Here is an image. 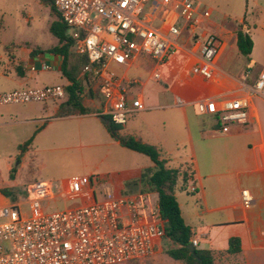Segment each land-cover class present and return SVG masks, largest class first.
<instances>
[{"label":"crops","instance_id":"obj_1","mask_svg":"<svg viewBox=\"0 0 264 264\" xmlns=\"http://www.w3.org/2000/svg\"><path fill=\"white\" fill-rule=\"evenodd\" d=\"M194 1L198 11L206 10L210 16L193 29L175 12H170L168 19L162 22L163 13L159 9L153 11L151 5L145 3L143 13L153 25L165 31L168 23L174 22L181 32L175 39L169 37L170 48H174L175 53L167 55L160 63L140 55L126 65L113 64L112 68L124 82L140 81V84L128 87V97L139 99L142 104L141 108L128 114L126 124L119 127L118 132L154 146L165 167L189 168L185 187L178 183L174 195L185 224L191 228V240L197 241L194 247L210 250L213 264H264V100L246 93V85L251 84L264 67V0H237L228 6L225 13H218L214 4L207 6L202 0ZM239 29L248 33L252 40L248 56L238 51L236 33ZM208 35H215L220 45L214 59L213 77L204 79L192 73L191 68L201 62V46ZM54 38L48 46H25L20 59H11V90L68 85L69 81L61 72L62 56L50 51L58 42ZM71 53V57H81L72 47ZM44 64L49 68H43ZM131 68H148L149 75L145 80L128 76ZM154 72L160 74L158 79L152 77ZM79 74L81 76V69ZM80 82L83 88L81 103L89 109L87 113L65 114V99L0 106V117L14 115L15 122L31 124L35 135L52 122L74 119L81 123L88 118L93 126L92 133L96 135L91 140L98 146H105L108 152L95 166L98 168L101 162L104 163L103 171L97 174L114 184L117 195L144 193L146 206L158 207L157 194L142 183L144 170L153 168L154 163L148 156L122 146L112 137L100 120V117L109 119L107 115H99L102 107L100 96L86 90L82 76ZM227 97L248 99V122L232 125L228 132L222 133L218 130L215 116L199 113L196 103ZM177 98H181L183 103L178 104ZM36 122L41 123L37 125ZM56 126L60 128L53 139L63 141L64 130L62 126ZM108 155L109 162L106 160ZM17 174L16 169V177ZM68 177L59 181L63 182ZM12 182L10 179L6 182L0 180V189L2 184L10 187ZM191 185L195 186L193 192L189 190ZM243 189H247L253 198L250 207H244L241 202ZM178 190L193 195L195 203L180 202L176 195ZM81 195L85 197L84 202L92 199L90 193ZM66 199L56 197L50 204L52 207H57L53 204L59 202L65 205ZM10 202L14 201L0 191V206ZM231 237L239 239L240 250L237 253L227 252ZM157 256L155 254L149 264H154ZM170 264L183 262L173 259Z\"/></svg>","mask_w":264,"mask_h":264},{"label":"built area","instance_id":"obj_2","mask_svg":"<svg viewBox=\"0 0 264 264\" xmlns=\"http://www.w3.org/2000/svg\"><path fill=\"white\" fill-rule=\"evenodd\" d=\"M49 1L69 30L74 52L86 58L81 76L86 90L101 98L99 115H107L118 126L142 106L139 99L128 97V87L140 81L124 82L112 65H126L140 55L160 63L175 53L169 37L175 39L181 32L174 22L165 31L153 25L143 13L145 3L163 13L162 22L175 12L191 29L210 16L206 10L198 11L194 0ZM219 45L215 35L205 38L201 62L192 66V73L213 77ZM152 77L158 79L160 74L154 72ZM246 93L264 100V67L246 85ZM66 98L61 84L25 87L0 92V106ZM196 106L199 113L215 116L222 133L248 122L247 98L199 100ZM83 193H90L91 201L52 210L43 207V202L50 207L56 197ZM240 199L244 207L253 203L247 189L241 190ZM146 203L144 193L117 195L114 184L97 173L71 175L63 182L35 181L23 188L17 201L0 206V264H120L151 256L156 240L164 236V223L158 207ZM191 244L196 246V239Z\"/></svg>","mask_w":264,"mask_h":264},{"label":"rangeland","instance_id":"obj_3","mask_svg":"<svg viewBox=\"0 0 264 264\" xmlns=\"http://www.w3.org/2000/svg\"><path fill=\"white\" fill-rule=\"evenodd\" d=\"M202 1L207 6L214 4L218 13L227 12L228 6L237 2V0ZM61 20L49 0H0V92L11 90V71H9L11 59H20L25 46L44 47L54 42L55 38L50 26L55 21ZM127 75L145 80L149 75V69L131 68ZM15 120L14 115L0 117V180L6 182L10 179L15 182H12L10 187L1 185L7 189L9 195H17L18 199V196L23 193V188L35 181H55L71 175L103 171V162L100 167L95 166L100 163V159L104 158L102 155L108 152L105 146H98L91 140L96 135L92 133L93 126L88 118L81 123H77L78 120L74 119L52 122L37 135L33 132L31 124L17 123ZM36 123L39 125L41 122ZM44 123L47 124L46 121ZM56 125L62 126L64 130L63 141L53 139L57 134V129L60 128ZM146 159L150 163L149 158ZM106 160L110 161L109 155ZM11 168L15 170L13 176L9 175ZM16 169L18 170L17 177L15 176ZM176 195L180 202L187 200L189 203H195L193 195L185 191L178 190ZM84 201V195H75L68 197L65 205L59 202L53 206L61 208ZM47 206L48 203L43 202V207L47 210L56 209ZM156 242L154 253L151 256L120 264H149L155 254L158 256L154 264H170L173 258L165 251L177 245L166 237L158 238Z\"/></svg>","mask_w":264,"mask_h":264},{"label":"trees","instance_id":"obj_4","mask_svg":"<svg viewBox=\"0 0 264 264\" xmlns=\"http://www.w3.org/2000/svg\"><path fill=\"white\" fill-rule=\"evenodd\" d=\"M60 17V16H59ZM50 30L57 38V44L50 51L62 56L61 72L69 81L65 86L66 101L65 106L67 113L84 114L89 109L81 103V92L83 91L80 82V69L86 62L84 56L71 57V47L73 40L68 36V30L63 21H55L51 24ZM236 44L240 54L248 56L252 49V40L248 33L239 29L236 33ZM112 137L119 141L122 146L142 153L150 158L154 163L153 168L144 170L142 174V183L146 189L157 194V204L159 214L164 223V236L170 239L177 246L167 249L165 253L175 260H180L183 264H213V254L210 250L194 247L191 251L187 245L191 243L192 231L185 224L178 202L174 195L175 188L178 183L184 188L190 175L189 168L183 170L167 168L164 160L160 158L158 150L149 144L142 143L132 136L121 135L118 132L119 127L112 124ZM14 169H10V176H13ZM0 191L11 201L17 199V195H9L7 189ZM240 250V242L237 237L229 239L228 253H237Z\"/></svg>","mask_w":264,"mask_h":264},{"label":"water","instance_id":"obj_5","mask_svg":"<svg viewBox=\"0 0 264 264\" xmlns=\"http://www.w3.org/2000/svg\"><path fill=\"white\" fill-rule=\"evenodd\" d=\"M47 2V1H45ZM101 122L107 127V129L112 132L113 131V127H112V123L110 121V119L106 118V117H100ZM187 248L190 249L191 251L194 250V246L190 243L187 245Z\"/></svg>","mask_w":264,"mask_h":264}]
</instances>
